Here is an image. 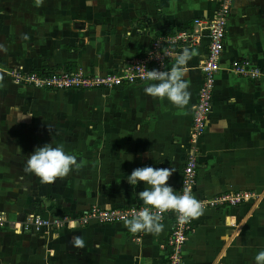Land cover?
<instances>
[{"label":"crops","instance_id":"1","mask_svg":"<svg viewBox=\"0 0 264 264\" xmlns=\"http://www.w3.org/2000/svg\"><path fill=\"white\" fill-rule=\"evenodd\" d=\"M215 7L216 0H43L40 6L0 0V214L20 221L32 212L79 214L92 204L144 205L134 193L146 185L127 180L144 166L175 169L168 184L177 192L206 37L177 52L194 53L185 77L190 101L182 109L145 94L148 81L52 91L16 85L2 71L21 65L117 72L152 39L191 31L193 20L209 18ZM240 59L264 70V0L231 2L192 190L198 200L236 190L250 197L203 207L191 220L183 264H255L264 250V76L251 80L227 69ZM172 63L169 57L164 70ZM49 143L63 145L82 167L53 183L25 172L29 155ZM171 222L169 213L159 236L133 234L124 221L40 233L3 223L0 264H165Z\"/></svg>","mask_w":264,"mask_h":264},{"label":"built area","instance_id":"2","mask_svg":"<svg viewBox=\"0 0 264 264\" xmlns=\"http://www.w3.org/2000/svg\"><path fill=\"white\" fill-rule=\"evenodd\" d=\"M231 2L232 0H216L213 14L204 20L194 19V28L191 31L179 30L152 39L141 56L125 61L117 72L85 75L81 69L76 68L72 70L35 68L29 72L18 73V75H15L14 82L24 84L23 86L27 85L32 88L47 90H88L109 89L124 84L146 81L143 76L148 70L165 71V62L173 53H177L184 45L198 43L201 37H206V54L199 66L202 78L196 94V101L192 108L189 126V146L185 153L177 190V194H181L185 190L190 191L192 194L195 185V167L198 154L197 142L204 130L211 103L214 75L219 68L218 61L223 47V37ZM17 69H20V67ZM227 69L251 80H258L264 76V70L246 59L233 60L229 63ZM249 197L250 193L248 191L236 190L220 193L209 200H197L205 207L217 204L235 205L248 200ZM145 207L148 206L129 205L103 208L93 204L78 215L64 213L57 217H43L32 212L20 221L7 220L0 214V224L6 223L8 226H15L19 230H30L40 233L74 225L82 227L90 222L100 224L122 222L125 217L131 218L132 214ZM169 213H171L172 222L165 241L167 250L165 264H183V245L192 230V224L191 221L189 223H180L177 219V214L174 212H166L163 217Z\"/></svg>","mask_w":264,"mask_h":264},{"label":"clouds","instance_id":"3","mask_svg":"<svg viewBox=\"0 0 264 264\" xmlns=\"http://www.w3.org/2000/svg\"><path fill=\"white\" fill-rule=\"evenodd\" d=\"M37 6L43 0H35ZM194 53L185 47L179 53H173L170 70H148L143 79L148 81L144 87L145 94L158 99H167L177 108H184L190 101L189 84L185 79L189 68L188 63ZM82 163L74 155L65 152L63 145L53 146L51 143L37 147L25 164V172L39 177L42 183H53L58 178L66 177L71 171L79 170ZM173 168H154L144 166L135 168L127 180L135 187L143 182L146 187L138 195L144 205L148 207L132 214L131 218L125 217L124 224L128 230L135 234L143 232L159 236L163 231V214L174 212L180 223H189L203 214V206L185 190L181 194L168 184ZM73 242L77 247H84V241L75 236ZM255 264H264V250L255 256Z\"/></svg>","mask_w":264,"mask_h":264},{"label":"rangeland","instance_id":"4","mask_svg":"<svg viewBox=\"0 0 264 264\" xmlns=\"http://www.w3.org/2000/svg\"><path fill=\"white\" fill-rule=\"evenodd\" d=\"M15 66H18V67H20V69H17L18 67H14V65L13 66H10V67H8V69H6V68H4L3 69V71L2 72H4L6 75H8V77L10 78V80L12 81V82H14V78H15V75H18V73L19 74H22V72H29V71H32L33 69L32 68H28L27 69V67L26 68H24L23 66H21V65H15ZM76 69H81L82 70V72H83V74H85V75H90V74H100V73H90V72H87V71H85V70H83L82 68H80V67H78V68H76ZM15 71V72H14ZM16 85H19V86H23L24 84H18V83H16V82H14ZM23 87H31V86H27V85H25V86H23ZM32 88V87H31ZM37 89V88H36ZM47 90V89H46ZM61 90V89H60ZM62 90H71V89H62ZM75 90H81V89H75ZM53 91V90H52ZM93 205V204H92ZM89 206H91V205H89ZM88 206V207H89ZM87 207V208H88ZM63 214V213H62ZM62 214H57V215H55L56 217L57 216H61ZM70 215H78V214H70ZM44 217V216H43Z\"/></svg>","mask_w":264,"mask_h":264},{"label":"trees","instance_id":"5","mask_svg":"<svg viewBox=\"0 0 264 264\" xmlns=\"http://www.w3.org/2000/svg\"><path fill=\"white\" fill-rule=\"evenodd\" d=\"M40 68H41V67H40ZM43 69H45V68H43ZM63 69L72 70L73 68L69 69V68L65 67V68H63Z\"/></svg>","mask_w":264,"mask_h":264}]
</instances>
